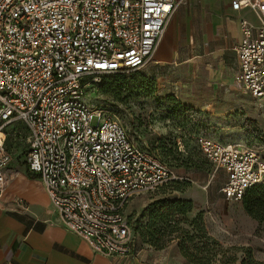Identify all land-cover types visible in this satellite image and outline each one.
Segmentation results:
<instances>
[{
	"label": "built area",
	"instance_id": "built-area-1",
	"mask_svg": "<svg viewBox=\"0 0 264 264\" xmlns=\"http://www.w3.org/2000/svg\"><path fill=\"white\" fill-rule=\"evenodd\" d=\"M232 1L257 20L240 22L235 82L264 103V0ZM178 6L176 0H0V204L12 161L6 128L21 124L28 170L63 227L97 254H132L129 204L177 177L138 147L114 114L92 106L88 92L104 76L147 67ZM198 146L226 173V201L239 203L264 184V161L255 151L204 137Z\"/></svg>",
	"mask_w": 264,
	"mask_h": 264
},
{
	"label": "rangeland",
	"instance_id": "rangeland-1",
	"mask_svg": "<svg viewBox=\"0 0 264 264\" xmlns=\"http://www.w3.org/2000/svg\"><path fill=\"white\" fill-rule=\"evenodd\" d=\"M197 57L179 44L169 61L157 62L156 53L144 69L104 76L88 92L92 106L114 114L134 143L177 177L129 204L132 256L151 264H264V191L250 190L239 203L226 201V173L197 144L210 138L253 150L264 161V103L236 84V59L217 66ZM6 133L12 161L1 204L25 208L19 197L33 180L28 133L21 124ZM177 202L191 210L161 219Z\"/></svg>",
	"mask_w": 264,
	"mask_h": 264
},
{
	"label": "crops",
	"instance_id": "crops-1",
	"mask_svg": "<svg viewBox=\"0 0 264 264\" xmlns=\"http://www.w3.org/2000/svg\"><path fill=\"white\" fill-rule=\"evenodd\" d=\"M176 1L179 6L157 52V62L169 61L181 44L201 63L221 66L236 59L238 65L240 22L247 19L257 25L256 17L248 10L240 11L232 0ZM31 183L19 197L26 208L0 206V264H151L132 254L105 257L95 253L85 240L63 227L36 175Z\"/></svg>",
	"mask_w": 264,
	"mask_h": 264
},
{
	"label": "trees",
	"instance_id": "trees-1",
	"mask_svg": "<svg viewBox=\"0 0 264 264\" xmlns=\"http://www.w3.org/2000/svg\"><path fill=\"white\" fill-rule=\"evenodd\" d=\"M115 80H119V77H116V78H114ZM198 144V143H197ZM199 147V146H198ZM200 149V148H199ZM201 151V150H200ZM169 167V166H168ZM171 168V167H170ZM172 169V168H171ZM173 170V169H172ZM175 181H172V182H169V183H167V184H165V185H168V184H170V183H174ZM164 186V185H163ZM162 187V186H161ZM252 191V192H256V191H258V190H262V191H264V184H261V185H258V186H255V187H252V188H250V189H248L247 191H246V193H245V195H244V197H243V200L245 199V197H246V195H247V193L249 192V191ZM242 200V201H243ZM187 206H189L188 204H184V203H182V202H177V203H175V204H173L172 206H170L166 211H165V213H162V214H160L159 216H160V218L161 219H163V218H165V216L166 215H170V216H175V215H184L185 214V212H187V211H189V210H191V208H187Z\"/></svg>",
	"mask_w": 264,
	"mask_h": 264
}]
</instances>
